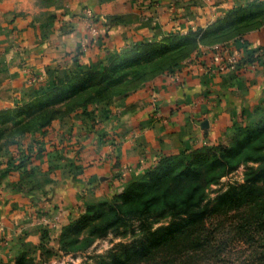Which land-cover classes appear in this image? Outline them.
Here are the masks:
<instances>
[{
    "label": "crops",
    "instance_id": "0c3cea01",
    "mask_svg": "<svg viewBox=\"0 0 264 264\" xmlns=\"http://www.w3.org/2000/svg\"><path fill=\"white\" fill-rule=\"evenodd\" d=\"M256 9L264 0H0V110L58 99L111 56L122 62L193 35L201 49L114 103L58 117L24 150L0 144V264H43L89 206L164 158L258 124L264 27L242 40L218 38L226 21ZM220 46L234 63L218 60ZM250 57L255 63H245Z\"/></svg>",
    "mask_w": 264,
    "mask_h": 264
},
{
    "label": "rangeland",
    "instance_id": "374dc122",
    "mask_svg": "<svg viewBox=\"0 0 264 264\" xmlns=\"http://www.w3.org/2000/svg\"><path fill=\"white\" fill-rule=\"evenodd\" d=\"M224 24L228 25L218 34L222 43L242 40L247 32L264 27V9L233 17ZM199 40L193 35L177 39L172 45H149L129 53L122 62H118L117 56H111L104 60L101 69H93L83 80L70 84L67 95L37 101L24 108L1 109L0 144L5 148L21 150L22 147L24 150L30 146L29 139L44 132L50 121L63 113L68 105L83 111L95 104L114 103L125 94L136 92L155 77L189 61L201 50ZM218 49L229 58L224 61L231 64L236 61L226 47ZM216 56L218 58V54ZM259 123L253 128L237 127L227 141L195 146L183 154L184 158L171 159L137 181L145 184L140 190L148 189L146 184L148 187L155 184L164 186L165 172L172 171V167L178 169L188 165L190 161L196 168H205L200 186H203L206 200L214 201L230 186H264V117ZM212 146L227 149L223 157L226 163H215L214 152L209 148ZM124 188L114 193L107 202L109 206L119 200L118 196ZM225 211L207 222L204 236L193 234L189 238L179 237V241H173L172 234L164 232L144 240L147 241V250L152 249L147 259L142 249L132 250V247L122 246L138 240L140 233L133 226H121L107 237L98 238L91 232V221H88L67 232L64 242L57 245L59 252L47 250L43 264H264V248L260 247L264 244V217L249 206ZM96 212L90 210L89 217L95 218ZM250 231L254 234L252 238L248 237ZM259 233L263 236L260 237ZM202 243L203 247H198ZM103 255L105 258L101 257Z\"/></svg>",
    "mask_w": 264,
    "mask_h": 264
},
{
    "label": "trees",
    "instance_id": "16d2710c",
    "mask_svg": "<svg viewBox=\"0 0 264 264\" xmlns=\"http://www.w3.org/2000/svg\"><path fill=\"white\" fill-rule=\"evenodd\" d=\"M255 61L253 57H250L245 63L252 64ZM77 110L74 107L69 108L68 105L67 109L56 115L48 125L58 117ZM244 127L253 128L256 126ZM209 148L214 152L215 163H226L223 159L224 152L227 150L225 147L212 146ZM185 153L160 160L152 170H158L173 158H184L183 154ZM191 162L178 169L172 167V171L165 172L163 175V178H166L164 186L155 184L148 187V184H146L148 189L143 191L140 190L145 185L143 182H133L125 186L122 194L118 196L119 200L113 205L109 206L105 203L89 206L79 220L64 228L60 243L64 242V238L70 229L73 230L83 226L88 221H91V232L96 234L98 238L107 237L121 226L131 225L137 229L140 236L131 245L122 246L132 247V250L142 249L143 253L146 254L144 257L147 259L152 254V249L147 250V241L144 240L152 239L158 234L170 232L173 241H179V237L189 238L193 234L204 236L205 226L209 220L225 213V210L230 211L241 207L249 206L252 211L258 210L261 217H264V186H230L226 192L218 195L214 201L206 200L203 186H200V183L204 180L205 168H196ZM149 173L150 171L146 174ZM226 196L228 197L227 200ZM90 210H97L95 218L89 217ZM256 231L260 232L257 229ZM253 235L250 231L248 237L252 238ZM262 236L263 234H260V237ZM199 246L203 247V243ZM260 247L263 249L264 244H261ZM101 257L105 258L104 255ZM19 264L36 263L34 259L30 258L20 261Z\"/></svg>",
    "mask_w": 264,
    "mask_h": 264
},
{
    "label": "built area",
    "instance_id": "2783aa9c",
    "mask_svg": "<svg viewBox=\"0 0 264 264\" xmlns=\"http://www.w3.org/2000/svg\"><path fill=\"white\" fill-rule=\"evenodd\" d=\"M87 15H88L89 18H91V15H92V14H91V12H88ZM216 53L218 54V59H219V60L224 61L225 58H228V57L225 55L226 53L223 52V51H220L219 49L216 50ZM35 82H36V79L33 78V79L31 80L30 83H31V84H34ZM152 104H153L154 108L157 106V105H156V97H155V96H154L153 99H152ZM156 117H158V118L160 117L159 112H156Z\"/></svg>",
    "mask_w": 264,
    "mask_h": 264
}]
</instances>
